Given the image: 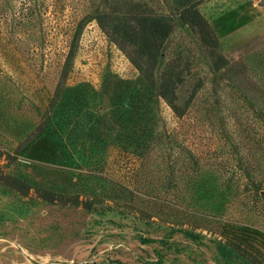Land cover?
I'll return each instance as SVG.
<instances>
[{"label":"rangeland","instance_id":"rangeland-1","mask_svg":"<svg viewBox=\"0 0 264 264\" xmlns=\"http://www.w3.org/2000/svg\"><path fill=\"white\" fill-rule=\"evenodd\" d=\"M149 1L160 11L173 10L168 0ZM92 11L90 0H0V74L10 76L4 83L12 89L0 101V144L6 146L29 119L39 120L46 114L76 34ZM201 12L212 23L226 54L251 44L249 50L233 56L242 58L253 74L264 78V0H207ZM177 21L164 62L182 55L192 79L218 82L197 36L179 18ZM235 38L240 42L237 46L232 45ZM77 53L69 89L46 133L30 146L21 168L24 176L47 186H70L81 172L88 171V162L101 155L99 143L108 141L103 127L109 121L99 108L110 113L111 121L121 123L126 119L122 105H130L144 88L139 71L95 21L85 28ZM163 68L164 63L160 71ZM190 85L182 92L184 98ZM202 103L201 96L195 100L188 123L198 126L192 143L207 149L214 135ZM160 109L165 124L176 133L179 123L174 113L163 102ZM254 134L260 145L261 124ZM260 146L261 155L264 146ZM121 161L115 149L109 151L110 174H121ZM32 162H36V170L30 168ZM261 164L264 167L263 158ZM254 209L253 218H242L241 207L232 209V216L245 224L234 237L264 264V206L259 203ZM0 264L248 263L223 253L210 236L195 239L171 228L147 225L133 216L63 208L0 188Z\"/></svg>","mask_w":264,"mask_h":264},{"label":"trees","instance_id":"trees-1","mask_svg":"<svg viewBox=\"0 0 264 264\" xmlns=\"http://www.w3.org/2000/svg\"><path fill=\"white\" fill-rule=\"evenodd\" d=\"M168 1L172 11H160L149 0H90L93 11L76 34L46 114L39 120L29 119L6 146L0 144V188L63 208L133 216L147 225L171 228L195 239L210 236L223 253L248 264H263L234 237L245 224L232 216V209L241 207L242 218H253L255 205L264 206V153L259 154L264 134L260 145L259 136L253 135L260 124L264 128V78L253 74L242 58L233 56L249 50L251 44L230 55L225 53L212 23L201 12L207 0ZM178 18L197 36L218 82L192 79L190 65L182 55L164 62ZM92 21L139 71L143 92L133 97L130 105H122L131 117L125 116L121 123L111 121L110 113L100 107L109 121L103 127L108 141H101L98 147L101 155L88 162V171L81 172L70 186H47L24 176L21 168L26 165L30 146L46 133L53 112L69 89L78 42ZM5 79L10 76L0 74L1 102L12 90ZM189 84L184 98L182 92ZM200 96L204 117L213 127L214 139L207 149L192 143L198 126L188 123ZM161 102L178 120L176 133L163 120ZM112 149L122 160L120 175L110 174L108 169ZM30 168L36 170V162Z\"/></svg>","mask_w":264,"mask_h":264},{"label":"crops","instance_id":"crops-1","mask_svg":"<svg viewBox=\"0 0 264 264\" xmlns=\"http://www.w3.org/2000/svg\"><path fill=\"white\" fill-rule=\"evenodd\" d=\"M238 37V36H237ZM238 38H235L234 40H232V45L233 46H237L240 42H238L239 40H237Z\"/></svg>","mask_w":264,"mask_h":264}]
</instances>
